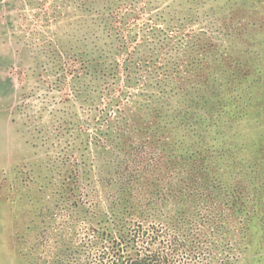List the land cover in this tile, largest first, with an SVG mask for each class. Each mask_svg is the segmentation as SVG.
I'll return each mask as SVG.
<instances>
[{"label":"trees","instance_id":"trees-1","mask_svg":"<svg viewBox=\"0 0 264 264\" xmlns=\"http://www.w3.org/2000/svg\"><path fill=\"white\" fill-rule=\"evenodd\" d=\"M155 1L0 0L50 176L48 245L28 264H250L264 146L231 121L264 112L252 49L224 42L225 19Z\"/></svg>","mask_w":264,"mask_h":264},{"label":"rangeland","instance_id":"rangeland-1","mask_svg":"<svg viewBox=\"0 0 264 264\" xmlns=\"http://www.w3.org/2000/svg\"><path fill=\"white\" fill-rule=\"evenodd\" d=\"M154 6L151 14L167 12L173 6L177 14L184 15L192 7L197 10L193 15L207 22L225 19L224 42L230 44L233 37L237 46L252 49L256 67L253 84L264 89V0H156ZM13 14L0 8V264H28L38 240L48 245L43 239L52 224L50 176L44 150L33 146L17 112L23 94H32L37 83L29 69L31 60L21 58V45L12 35ZM192 26L198 29L203 25L195 22ZM160 27L165 25L160 23ZM231 122L240 132L247 128L259 135L264 146V112L252 114L249 122L244 118ZM41 186L43 191L38 192ZM252 235V240H247L250 264H264V219L254 225Z\"/></svg>","mask_w":264,"mask_h":264}]
</instances>
